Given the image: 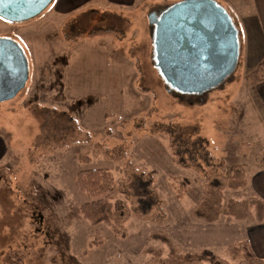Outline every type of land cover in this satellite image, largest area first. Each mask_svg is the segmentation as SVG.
I'll return each instance as SVG.
<instances>
[{"label": "rangeland", "instance_id": "1", "mask_svg": "<svg viewBox=\"0 0 264 264\" xmlns=\"http://www.w3.org/2000/svg\"><path fill=\"white\" fill-rule=\"evenodd\" d=\"M138 1L66 14L53 0L31 20H0V38L21 46L30 70L26 87L0 103V264H165L172 251L204 250L233 263L230 246L260 224L198 211L207 180L223 185L237 166L247 185L225 188L224 207L264 200L249 182L264 177V101L252 76L263 47L218 0L240 31L237 69L203 103L174 95L155 66L148 15L181 0ZM109 26L113 35L90 37ZM88 169L114 177L109 200L128 209L121 228L70 216L91 201L77 185Z\"/></svg>", "mask_w": 264, "mask_h": 264}, {"label": "water", "instance_id": "2", "mask_svg": "<svg viewBox=\"0 0 264 264\" xmlns=\"http://www.w3.org/2000/svg\"><path fill=\"white\" fill-rule=\"evenodd\" d=\"M53 0H0V18L24 22ZM155 66L164 82L183 95L222 87L240 60V31L217 0H181L148 15ZM29 62L14 40L0 38V103L14 99L29 80ZM170 92V90H168Z\"/></svg>", "mask_w": 264, "mask_h": 264}, {"label": "trees", "instance_id": "3", "mask_svg": "<svg viewBox=\"0 0 264 264\" xmlns=\"http://www.w3.org/2000/svg\"><path fill=\"white\" fill-rule=\"evenodd\" d=\"M118 18L115 17L114 20L121 21ZM87 27L88 23L82 26L79 32L82 33ZM109 34H114L110 26L106 30H100L98 33L90 35V37ZM252 76H254L256 84L264 81V58L252 71ZM166 87L172 94L183 96V94L171 89L167 84ZM203 95H190V97L198 100V103H203L204 101L201 99ZM199 141H202V139H199ZM209 180H207L209 184L207 186V201H204L206 212L198 211L200 217L213 220L212 217L224 215L229 219L235 220L254 218L259 223L264 221V200L259 197L255 196L248 200H230L225 207L222 204V193L225 188L240 189L247 185V178L242 167H235L229 177L223 175V185L220 183L219 178H215L213 181ZM77 185L82 192L90 197L91 201L85 202L78 208H73L70 212L72 218H84L94 225L112 223L118 228L123 226L128 209L120 202L112 203L109 200L116 186L114 177L110 172L104 169L81 171L77 176ZM149 202L153 203L154 201ZM230 251L233 263L211 251L204 250L201 253L186 255H178L172 251L165 264H264V259L255 255L249 241L230 246Z\"/></svg>", "mask_w": 264, "mask_h": 264}, {"label": "crops", "instance_id": "4", "mask_svg": "<svg viewBox=\"0 0 264 264\" xmlns=\"http://www.w3.org/2000/svg\"><path fill=\"white\" fill-rule=\"evenodd\" d=\"M96 1L98 0H55V6L59 12L69 14L87 3H89V5L97 4L98 2L96 3ZM105 1L109 3V6L123 8L132 7L142 2L138 0ZM223 3L234 17L235 15L239 16L243 27L247 29V32L249 31L252 33L256 42L263 47L262 51L259 53V60L257 62L259 63L264 58V0H224ZM257 88L261 101H264V81L257 83ZM7 154V140L5 136L0 133V164L6 160ZM249 182L253 188L256 189V187H258L264 197V177L262 176L255 180L254 175L251 176ZM247 239L255 255L258 258L264 259V223H260L256 225L254 229L250 230Z\"/></svg>", "mask_w": 264, "mask_h": 264}]
</instances>
